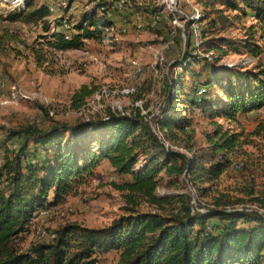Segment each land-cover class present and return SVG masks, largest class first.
<instances>
[{
  "label": "trees",
  "instance_id": "16d2710c",
  "mask_svg": "<svg viewBox=\"0 0 264 264\" xmlns=\"http://www.w3.org/2000/svg\"><path fill=\"white\" fill-rule=\"evenodd\" d=\"M119 1L88 0L91 7L72 27L75 33L69 39L62 32L50 33L47 6L13 11L8 18L41 24L48 33L41 39L54 51L81 50L87 40H104L105 29L113 25L105 13ZM197 4L203 11L198 22L199 17L188 22L187 46L192 26L198 23L199 27V22L222 32L250 17L255 24L243 39H219L211 43V50L220 56L240 50L252 58L264 54V0H197ZM152 12L159 14L157 9ZM61 21L55 26L60 27ZM175 33L181 39L185 30L177 28ZM201 34L203 38L204 31ZM184 54L188 57L183 62L170 66L174 76L167 80L159 112L151 118L134 106L122 113L108 109L102 116L74 125L57 123L47 130L27 126L9 131L0 164V264H96L97 256L109 252L118 255L117 264H264V215L236 208L250 204L264 210V200L232 203L221 196L203 208L182 194L173 211L166 213L162 205L168 198L155 195L162 175L183 177L203 195L209 189L205 186H212L229 165L234 171L242 168L241 164L235 170L233 165L238 162L231 164L230 160L241 146L242 135L223 131L219 125L208 137L206 163L164 147L166 142L190 149L195 113L212 122L236 123L240 115L264 109V65L241 70L224 66L221 58ZM35 60L39 66L44 62L42 56L35 55ZM212 89H217V97L210 96ZM91 94L82 86L73 99L83 100ZM49 110L46 114L51 117ZM100 161L108 162L116 175L129 178L120 189L130 198L145 200L162 212L132 209L102 228L68 223L56 230L49 242L26 252L15 251L12 240L27 230L35 215L60 204L93 175ZM247 194L253 196L254 190L248 189Z\"/></svg>",
  "mask_w": 264,
  "mask_h": 264
},
{
  "label": "rangeland",
  "instance_id": "374dc122",
  "mask_svg": "<svg viewBox=\"0 0 264 264\" xmlns=\"http://www.w3.org/2000/svg\"><path fill=\"white\" fill-rule=\"evenodd\" d=\"M88 4V0H0V164L6 154L3 141L11 130L27 126L47 130L57 123L74 125L102 116L108 109L122 113L134 106L140 107L142 114L150 118L157 115L167 80L174 76L170 66L175 61L183 62L188 57L184 52L221 58L224 66L241 70L264 65V54L252 58L240 50L227 51L220 56L211 50V43L219 39H243L249 27L255 24L250 17L234 22L222 32L212 31L206 22H199V27L198 23L192 26V38L187 46L184 41L188 22L199 17L198 22L203 11L197 0L115 2L105 13L113 25L105 29L104 40H87L83 49L65 52L54 51L41 39L48 37L41 24L8 18L13 11L29 12L47 6L50 33L62 32L69 39L75 33L72 27L91 7ZM154 9L159 14H153ZM59 20H62L61 25L57 27ZM177 28L185 30L181 39L175 33ZM256 39L261 43L258 36ZM35 55L44 59L40 66ZM82 86L92 94L75 101L73 96ZM209 93L213 98L219 94L217 89ZM47 107L51 117L46 114ZM192 119L190 149L180 143L176 146L164 142L166 149L196 156L206 163L210 149L208 137L219 125L223 131L242 135L241 146L230 155L231 164L238 162L233 168L239 170L241 164L242 168L234 171L229 165L212 186H205L209 189L203 195L183 177L169 179L162 175V185L155 192L157 197L168 198V204H163L162 209L166 213L173 211L176 198L182 194L189 196L192 204L198 203L203 208L210 207L213 199L221 196L232 203H250L252 198L264 200V109L240 115L236 123L221 119L212 122L197 113ZM151 129L161 139L155 126L151 125ZM128 180L116 175L108 162L100 161L93 175L60 204L37 213L27 230L12 240L11 247L26 252L38 243L49 242L53 233L68 223L102 228L132 209L140 213L162 212L145 200L130 198L127 191L121 190ZM250 188L254 190L253 196L247 194ZM256 206L245 204L236 208H248L264 215V210ZM117 262L115 252L96 257V264Z\"/></svg>",
  "mask_w": 264,
  "mask_h": 264
},
{
  "label": "bare ground",
  "instance_id": "6f19581e",
  "mask_svg": "<svg viewBox=\"0 0 264 264\" xmlns=\"http://www.w3.org/2000/svg\"><path fill=\"white\" fill-rule=\"evenodd\" d=\"M197 16H199V14L197 13ZM64 28V27H63ZM71 31V30H70ZM239 168V167H238ZM253 209H255V208H253ZM241 210H243V209H241ZM247 211H252V210H248V208L246 209ZM256 210V209H255ZM259 213V212H258Z\"/></svg>",
  "mask_w": 264,
  "mask_h": 264
},
{
  "label": "built area",
  "instance_id": "2783aa9c",
  "mask_svg": "<svg viewBox=\"0 0 264 264\" xmlns=\"http://www.w3.org/2000/svg\"><path fill=\"white\" fill-rule=\"evenodd\" d=\"M175 7V6H174ZM63 28V27H62ZM65 29V28H64ZM66 30H70V29H66ZM72 31V30H71Z\"/></svg>",
  "mask_w": 264,
  "mask_h": 264
}]
</instances>
